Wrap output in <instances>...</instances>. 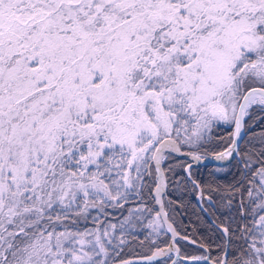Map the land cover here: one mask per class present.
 Wrapping results in <instances>:
<instances>
[{
  "label": "snow or ice",
  "instance_id": "snow-or-ice-1",
  "mask_svg": "<svg viewBox=\"0 0 264 264\" xmlns=\"http://www.w3.org/2000/svg\"><path fill=\"white\" fill-rule=\"evenodd\" d=\"M256 112L264 113V0H0V264H178L180 240L203 250L181 257L188 264H264ZM221 125L229 147L216 159L235 154L250 175L241 171L220 197L235 215L216 226L214 255L211 243L177 232L162 195L177 153L191 158L181 179L215 204L220 189L192 170ZM153 175L154 190L143 183ZM145 187L160 211L132 239L151 255L125 258L130 217L119 235L98 216L79 227L90 208L143 200ZM162 233L171 236L158 243Z\"/></svg>",
  "mask_w": 264,
  "mask_h": 264
},
{
  "label": "trees",
  "instance_id": "trees-1",
  "mask_svg": "<svg viewBox=\"0 0 264 264\" xmlns=\"http://www.w3.org/2000/svg\"><path fill=\"white\" fill-rule=\"evenodd\" d=\"M261 115H264V113L256 112L253 114L250 123L254 127L250 129V133H259L262 129H264V120L259 119ZM229 132L230 129L223 125L214 128L212 133L213 139L211 143L206 146V149H201V155L207 156L216 154L229 147ZM181 135H183V133H181ZM240 147H244V141L241 142ZM182 149L186 151L190 150L187 145H185ZM172 155L174 159L166 162L167 164H171V171L165 173L168 184L166 193L163 195V203L166 211L168 212V217L175 225L178 233L181 235H187L191 239L211 243L212 251L215 255L216 244L220 243V233L216 230V226L222 222L227 223V218L235 215L234 211L229 212L228 209L221 207V204L224 202L221 201L220 197L221 195L226 194V188L228 185L239 179L241 171H244L246 175L250 174L243 168L239 157H234V159L224 165L205 164L194 166L192 170L193 178L196 179L198 183H201L202 185H211L213 188L220 189L219 192L212 193L215 204H210L207 200H202L206 209L205 210L201 208L197 200L198 190L194 191L193 185L190 182L185 183V181L181 179L187 175L183 171V165L186 162H190V160L183 158L176 153H173ZM154 179L155 175L145 176L143 183L146 185H152L154 190ZM245 186H247L246 181ZM148 192L149 189L145 187L143 189V200H141L138 196H131L127 202H121L123 204L122 207L105 208L104 214H101L96 208H90L88 210L90 213L88 220L84 221L83 218H81L79 227L93 228L96 225L92 221V217L98 216L105 225L109 223L115 224L117 226L116 234L119 235L120 225L125 223L126 218L130 217L132 226L128 227V224L125 223L124 234L126 239L131 241V243L125 247V258L150 255L151 252L147 244L141 246L138 241L132 239V236L143 239V237L150 232V229L146 227L147 222L149 219L154 218L155 212L158 211L155 200L152 199ZM239 199L240 196L237 193L236 200L233 202L234 207ZM144 204H146L148 208L153 209L151 214L147 211H143L142 213L138 211V208H141ZM137 216H140V219L143 221V225H141L140 221L136 219ZM212 219L217 224L213 223ZM129 232L132 233L131 236L128 234ZM169 238L170 233H162L158 238V243L159 241H169ZM178 245L181 248V255L184 257L200 255L203 251L197 250L195 245H192L184 240H180ZM159 246L163 247L166 245L164 243H160ZM173 257L174 255H172V258ZM165 259L167 258H157L153 261V264H160V262ZM170 261L171 260H168V263Z\"/></svg>",
  "mask_w": 264,
  "mask_h": 264
},
{
  "label": "water",
  "instance_id": "water-1",
  "mask_svg": "<svg viewBox=\"0 0 264 264\" xmlns=\"http://www.w3.org/2000/svg\"><path fill=\"white\" fill-rule=\"evenodd\" d=\"M241 142H242V141H241ZM241 142H240V144H241ZM227 148H228V147H227ZM227 148H226V149H227ZM226 149H224L223 151H225ZM182 151H183V152H187L186 150H183V149H182ZM223 151H221V152H223ZM176 154H177V153H176ZM216 154H217V153H216ZM216 154H211V155H207V156H203V155H202L203 157H206V158L202 159L199 163L195 164L194 166H200V165H205V164L224 165V164L228 163L229 161H231L232 159H234V158H230V159H228V160H217V159H216ZM178 155L181 156V157H183V158H186V159L190 160V162H191V158H190V157H186V156H183V155H180V154H178ZM234 157H235V154H234ZM165 177H166V175H165ZM166 180H167V178H166ZM167 184H168V182H167ZM166 190H167V187L164 189L163 194L166 193ZM162 197H163V195H162ZM162 200H163V199H162ZM197 200H198V202H199L201 208L205 209V206H204V204H203V201H202L201 199H199V191H198V194H197ZM163 205H164V203H163ZM156 207H157L158 211H160V205L156 203ZM164 210L166 211L165 207H164ZM208 214H209V213H208ZM168 219H169V217H168ZM169 222L173 224V222H172L170 219H169ZM212 222H214L213 219H212ZM215 224H217V223L215 222ZM217 225H218V224H217ZM173 226L175 227L174 224H173ZM175 228H176V227H175ZM177 232H178V231H177ZM170 235H171V233H170ZM177 246H178V245H177ZM181 257H184V256H182L181 254H180V257H177L176 255H174L173 259H175V260L178 261V260H181ZM157 258H158V257H157ZM128 259H132V260H134V261L139 260V258H128ZM169 264H171V261L169 262ZM180 264H188V262H187V261H184V260H181Z\"/></svg>",
  "mask_w": 264,
  "mask_h": 264
},
{
  "label": "rangeland",
  "instance_id": "rangeland-1",
  "mask_svg": "<svg viewBox=\"0 0 264 264\" xmlns=\"http://www.w3.org/2000/svg\"><path fill=\"white\" fill-rule=\"evenodd\" d=\"M162 199H163V197H162ZM171 236V235H170ZM179 246V245H178ZM180 254H181V252H180ZM173 255H175V253H173ZM173 259V258H172ZM180 262H181V260H178V264H180ZM169 264V263H168Z\"/></svg>",
  "mask_w": 264,
  "mask_h": 264
}]
</instances>
